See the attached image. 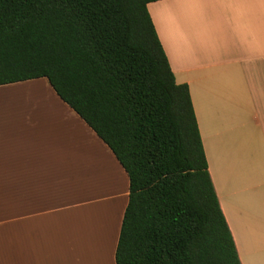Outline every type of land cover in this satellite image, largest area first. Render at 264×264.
<instances>
[{
	"label": "crops",
	"instance_id": "0c3cea01",
	"mask_svg": "<svg viewBox=\"0 0 264 264\" xmlns=\"http://www.w3.org/2000/svg\"><path fill=\"white\" fill-rule=\"evenodd\" d=\"M147 11L188 87L240 264H264V0H159ZM22 87L36 95H10ZM128 188L46 78L0 86V264H115Z\"/></svg>",
	"mask_w": 264,
	"mask_h": 264
},
{
	"label": "trees",
	"instance_id": "16d2710c",
	"mask_svg": "<svg viewBox=\"0 0 264 264\" xmlns=\"http://www.w3.org/2000/svg\"><path fill=\"white\" fill-rule=\"evenodd\" d=\"M155 1L0 0V86L46 78L126 172L115 264H240Z\"/></svg>",
	"mask_w": 264,
	"mask_h": 264
},
{
	"label": "rangeland",
	"instance_id": "374dc122",
	"mask_svg": "<svg viewBox=\"0 0 264 264\" xmlns=\"http://www.w3.org/2000/svg\"><path fill=\"white\" fill-rule=\"evenodd\" d=\"M15 93L20 94L21 96H35L36 95V91L35 90H33V89H25L24 87L18 88L17 91L10 92V95H14Z\"/></svg>",
	"mask_w": 264,
	"mask_h": 264
}]
</instances>
